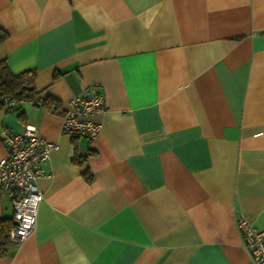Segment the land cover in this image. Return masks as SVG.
<instances>
[{"label":"crops","instance_id":"obj_1","mask_svg":"<svg viewBox=\"0 0 264 264\" xmlns=\"http://www.w3.org/2000/svg\"><path fill=\"white\" fill-rule=\"evenodd\" d=\"M0 29V59L54 99L3 105L0 129L58 143L0 264H252L236 220L264 230V0H0ZM86 86L92 140L60 129Z\"/></svg>","mask_w":264,"mask_h":264},{"label":"built area","instance_id":"obj_2","mask_svg":"<svg viewBox=\"0 0 264 264\" xmlns=\"http://www.w3.org/2000/svg\"><path fill=\"white\" fill-rule=\"evenodd\" d=\"M103 100L95 86H86L70 97L61 114V131L92 140L100 129L96 116L105 111ZM15 104L10 98L3 100L5 110ZM0 139L7 151L0 158V194L8 197L12 209L9 243H18L35 229L38 205L43 198L37 180L44 175L43 164L58 143L43 139L33 124H26L20 131L2 127ZM236 225L252 264H264V230L256 228L244 215L237 217Z\"/></svg>","mask_w":264,"mask_h":264},{"label":"trees","instance_id":"obj_3","mask_svg":"<svg viewBox=\"0 0 264 264\" xmlns=\"http://www.w3.org/2000/svg\"><path fill=\"white\" fill-rule=\"evenodd\" d=\"M7 37V32L0 29V42ZM35 76L34 69H26L20 72H12L5 59H0V107L3 106L4 98L15 101L14 108H18L21 101H32L34 103L45 104L54 99L41 97L33 85ZM92 153V151H89ZM86 180H91V173L88 168L82 172ZM12 224L10 217H3L0 220V255L4 254L9 244L8 231Z\"/></svg>","mask_w":264,"mask_h":264}]
</instances>
